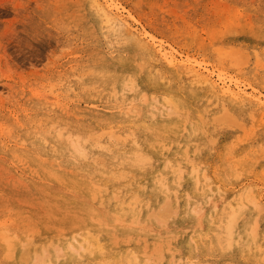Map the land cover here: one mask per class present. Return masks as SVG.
Returning a JSON list of instances; mask_svg holds the SVG:
<instances>
[{"label":"rangeland","instance_id":"rangeland-1","mask_svg":"<svg viewBox=\"0 0 264 264\" xmlns=\"http://www.w3.org/2000/svg\"><path fill=\"white\" fill-rule=\"evenodd\" d=\"M100 1L0 0V264H264V110L118 20L264 98V0Z\"/></svg>","mask_w":264,"mask_h":264},{"label":"bare ground","instance_id":"bare-ground-1","mask_svg":"<svg viewBox=\"0 0 264 264\" xmlns=\"http://www.w3.org/2000/svg\"><path fill=\"white\" fill-rule=\"evenodd\" d=\"M92 5L96 8L97 13L101 17L102 22L104 25L108 27L109 22L111 21V15L113 16V13L111 11V8L108 6H105L100 0H92ZM17 4V3H16ZM91 8V7H90ZM119 20V26H124L127 28L130 32H136L139 36V39L143 40L146 44H150L152 48L154 49L155 56L159 59L164 61L165 65L172 69L180 70V74L187 75L191 78L192 83H196L201 87H204L208 93L215 95L217 98L220 99H227L229 101H232L234 103L238 104H244V103H250L257 107H260L264 110V98L257 94V92L252 91L250 93L245 92L243 88L240 87L239 83L232 81L229 79V83L226 82L225 77L222 75H216L217 77L214 78L213 72L210 71L208 68H205L202 64L193 61H188L186 59L185 62L179 61L175 56L170 54L168 51H166L162 46L156 45L153 41V38H151L146 33L143 32H137L136 29L133 28L131 23H128V19L125 16H118ZM142 29V28H141ZM222 50V49H221ZM220 51V50H219ZM223 51V50H222ZM221 51V52H222ZM228 51V50H227ZM237 51V50H236ZM219 54V53H218ZM217 56V55H216ZM215 56V57H216ZM228 56V55H227ZM232 56V55H231ZM217 58V57H216ZM190 60V59H189ZM229 60V59H228ZM233 62V61H232ZM142 63V61L140 62ZM77 78V77H76ZM227 79V78H226ZM247 87V86H246ZM57 93V92H56ZM263 95V94H262ZM55 98V97H54ZM56 99V98H55ZM204 99V98H203ZM170 100V99H169ZM222 102V101H221ZM169 103V102H168ZM222 104V103H221ZM214 105V104H213ZM203 112V109H202ZM224 112V111H223ZM250 112V111H249ZM226 113V111H225ZM223 113H221L222 115ZM226 116V114H224ZM222 115V117H224ZM231 115V114H230ZM229 115V116H230ZM220 116V115H219ZM218 117V116H216ZM221 117V116H220ZM227 117V116H226ZM253 117V116H252ZM262 117V116H261ZM201 119V118H199ZM222 120V119H221ZM229 121V117L226 119ZM234 120V119H233ZM216 121V120H215ZM232 122V120H230ZM165 133L167 134H173L176 131V125L167 122L164 126H161ZM247 132V131H246ZM127 135V134H126ZM129 137V136H128ZM239 140V139H238ZM171 145V144H170ZM19 146V145H18ZM80 148V147H79ZM184 150V149H183ZM81 151H78L80 153ZM184 152V151H183ZM83 155V154H82ZM83 158V157H82ZM85 159V158H84ZM132 162L137 163L140 166L146 165L148 163V160L145 158V155L143 152L139 149V147L136 145L133 151V158L131 160ZM240 165V164H239ZM181 171V170H180ZM155 185L158 186L160 184L159 179L154 180ZM104 188V187H103ZM137 198V197H136ZM247 199V197H246ZM254 205V204H253ZM252 205V206H253ZM167 207V205H166ZM177 208V207H176ZM258 208V207H257ZM260 211L263 209L261 205L259 206ZM258 208V209H259ZM160 209V208H159ZM169 209V208H168ZM162 211V210H161ZM160 211V212H161ZM163 210L161 214L167 215V211ZM171 211V210H170ZM169 211V212H170ZM259 211V210H258ZM158 212V211H157ZM171 212H175L172 210ZM156 214V213H155ZM159 214V213H158ZM166 217V216H165ZM164 217V218H165ZM156 218V217H155ZM131 223V222H129ZM254 225V223H253ZM255 228V227H254ZM254 228H248L247 234L252 239L255 236V230ZM252 229V230H251ZM30 238V237H29ZM97 241V240H96ZM98 243V242H97ZM27 244V243H25ZM146 247V245H145ZM27 250V247H26ZM55 250V249H54ZM56 251V250H55ZM25 253V252H24Z\"/></svg>","mask_w":264,"mask_h":264}]
</instances>
